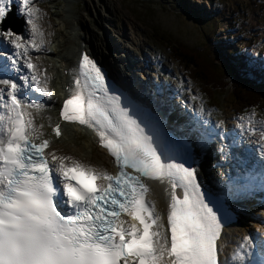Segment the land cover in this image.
Wrapping results in <instances>:
<instances>
[{
  "label": "snow or ice",
  "instance_id": "6c2138e0",
  "mask_svg": "<svg viewBox=\"0 0 264 264\" xmlns=\"http://www.w3.org/2000/svg\"><path fill=\"white\" fill-rule=\"evenodd\" d=\"M16 17L23 31L12 27ZM39 19L34 0H0V264H264V227L245 232L227 256L221 243L232 223L227 201L256 186L264 199V120L254 113L242 118L231 136L217 120L211 132L190 129L178 138L142 103L110 86L82 51L59 119L92 129L115 173L58 154L33 115L52 96L33 62L44 45ZM258 71L264 75V60ZM189 98L203 114L200 97L189 92ZM48 126L61 135L59 123ZM217 135L227 141L220 159L231 157L244 172L242 183L225 175L221 193L205 188L196 166ZM245 140L256 146L258 161Z\"/></svg>",
  "mask_w": 264,
  "mask_h": 264
},
{
  "label": "rangeland",
  "instance_id": "374dc122",
  "mask_svg": "<svg viewBox=\"0 0 264 264\" xmlns=\"http://www.w3.org/2000/svg\"><path fill=\"white\" fill-rule=\"evenodd\" d=\"M34 1L37 5L40 4L43 11L42 24L44 26L42 32L45 39H50L48 43L50 42L51 44L48 45V43H46L48 47H55L57 49L59 47L62 49L65 46L61 39L64 32L67 33L73 27H77L79 30L83 28L82 24L77 21H74L73 25L72 22L67 23V18H69L68 15H73L76 11L84 13L85 15L87 0H71V2H67V0ZM101 1H103L107 7L115 8L114 17L111 20V13L102 6L98 9V14L102 16L99 23L96 19L97 12L91 8L88 10L87 14L90 15L91 18L89 26H94L96 29L102 27L99 31L102 36L103 34L105 35V30L108 35L110 34V38L113 40H108L110 45H108L107 40L103 42V48L108 54L109 60L113 63L116 72L120 75H124L126 72V74H129L127 79L131 81L133 79L132 76L135 77L134 86L141 90H144L143 87L147 84L150 85L151 88L160 85L163 87V91L165 90L164 87L167 88V84L164 82H167L168 74H163L160 78H157L153 70L154 55H164L165 60L171 63L175 75L184 76L185 78L188 73L186 69L179 64L180 62L175 58L173 59L171 56L173 51L169 49L172 46L169 41H176L193 48H201L206 39V35H209L213 28H215V40H213V37L211 40L215 42L225 54L226 51H228L230 56L233 58L236 57L237 60H240L241 56H248L251 60L258 56L260 57L259 61L264 60V8L260 5L264 0ZM50 17H52L53 24L49 21ZM61 17L63 19H61ZM161 35L163 38H160ZM74 38L77 39L78 37L74 36ZM112 42H114L115 45H112ZM247 43L252 44L249 49L246 48ZM118 46L121 48H118ZM129 51L135 52V56L132 57ZM56 53V49L54 52L50 53H47L43 49V51L34 52L33 55L36 59V63L43 68L44 75L46 74L45 77L47 78V87L53 94H58L54 91V84L58 86H56L57 88L62 84L58 79L61 64L55 61ZM47 54L53 55L52 59L56 64L55 69H52L44 63V59L48 57ZM226 58H228V56ZM131 61H136V63L139 61L141 64L135 66L131 64ZM49 73L53 76L54 81L49 78ZM184 81L185 85L187 83L191 85L187 77ZM161 83H163V85ZM195 84V90L198 92L199 97H205L199 90V82L195 81ZM147 88L148 90L150 89L149 87H146V89ZM139 89L136 90L141 93ZM193 94L195 95L196 93ZM166 96L169 97L167 94ZM206 101L213 107H218L223 111L224 116L221 118V121L224 122L225 131L235 133L237 131L236 125L238 122H241L242 119L237 117L238 115L235 113H232L231 95L228 92L224 94L213 93V97H208ZM53 102H55V98L45 102L48 106L43 109V112L45 109H50V105ZM41 111L36 113L33 110V115L36 119L40 117ZM263 113L264 111H261L259 117H261ZM76 130L77 141H80L83 146L86 147L84 158L80 159L81 162L85 163V158L89 157L87 160H90L88 151L93 149L92 139L87 135H83L82 129L78 128ZM65 139L68 141L67 145H75L70 138ZM60 143L61 141L52 143V148L57 149ZM75 152L83 153L79 149ZM95 152L99 158L97 161L104 158L102 156L105 155V152L102 149H97ZM217 174L221 175L220 172H217ZM240 206L241 205L238 207ZM249 206L254 211V217H252V215L246 217L240 216L239 219H235V222L239 224V228L234 232L232 240L237 241L239 239L238 237L245 232H253L258 227H264V224L260 223L261 219H264V210H259L256 206H253V204H249Z\"/></svg>",
  "mask_w": 264,
  "mask_h": 264
},
{
  "label": "bare ground",
  "instance_id": "6f19581e",
  "mask_svg": "<svg viewBox=\"0 0 264 264\" xmlns=\"http://www.w3.org/2000/svg\"><path fill=\"white\" fill-rule=\"evenodd\" d=\"M68 1L71 2V0H67V2ZM102 6L105 7L111 13V20H112L114 17V9L115 8L113 9L112 7H107V5L101 0L100 1L87 0V8L85 11V15H84V13H81L78 11H76L73 15H68L69 18H67V23L72 22V25H73L74 21H77L78 23L82 24L83 28H81L79 30L77 27H73V28L71 27L72 29L70 31H68L67 33L64 32L61 39L64 42L63 45H65V46L62 49H60L59 47H58V49L55 47L54 48L48 47L46 43H48V41L50 39H48V38L45 39V37L43 36V38H44L43 49L47 53L54 52L56 49L57 53H56V60L55 61L56 62L58 61L61 64V69L66 68L68 71V73L63 74V75L58 74V79L60 80V83H62L59 88H62V86L64 85L63 84L64 79H67V82L71 83V81H72L71 75L73 73H75V70H76V63H75L76 58L78 57L80 52L82 50H84L86 53H88L90 55V57L92 59H95L98 62H100L101 65H104L107 68V73L109 75L115 74L113 76L123 86L128 85V88H126V90L128 92H130L132 95H134V97L138 100L139 103H142L145 107H147L148 109H151V110H154V109H157L159 111L161 110L160 115L163 117V120L165 121L168 129H171L173 132H179V135L181 137L189 135L190 132L180 130L178 128H183V129H187V130H190L193 128L194 129L198 128V129L203 130V129H207V127L210 126L213 129L215 127L216 121L220 120L222 116H220V114L217 111H214V109L209 108V106H203L205 109V112L203 114L196 112V107H197L196 102L190 100L187 92L184 89L185 81L179 80L176 76H174L173 67L169 61L165 60L164 55H162V54L160 55L158 53H157L158 55H154L155 59L153 61V69H154V71L158 77H160L163 73L168 74L167 75L168 76V82L167 83L169 85L171 84L173 89H174L173 90V89L169 88L170 89L169 98L172 99V96L175 95L174 92H177L179 95H181L186 100V101L185 100L184 101L186 102V104L188 106L185 105L183 102H181L176 97L175 101H177V106L180 107V108L178 107L176 109L173 105H171L170 99L166 98L164 96V94L160 93L161 91H159V93L158 92L157 93L152 92V90H150L151 87L148 84L145 85V88L149 87L150 89L149 90L147 89V91H146L147 96H144L142 93L138 92L132 86V83H133V85L135 83L134 81L130 82L126 77H124V76L120 75L118 72H116V68L114 67L113 63L109 60L108 54L106 53V51L103 48L104 40H107L108 45H110V43L108 42L109 39L111 41H113L110 38V34L108 35V33H106V30H105V35L103 34V36H102L99 32L102 27H100V29L99 28L96 29L94 26H89V24L91 23V18H90V15H87L88 10L92 8L93 10H95L97 12L96 19L100 23L102 16L100 14H98V9ZM112 13H113V15H112ZM61 19H63V18L61 17ZM49 21L51 24H53L52 17L49 18ZM74 36H77L78 38L75 39ZM211 38H212V35H211ZM213 40H215V39L213 38ZM213 43L215 44V42H213ZM49 44H51V43L49 42L48 45ZM111 44L115 45L114 42H112ZM57 46H58V44H57ZM216 46H218V45H216ZM118 48H121V47L118 46ZM129 52H131V51H129ZM134 53L135 52H131L132 57L135 56ZM52 56L53 55H48V57L44 59V63L47 64L48 66H50L52 69H55L56 64L54 63ZM227 60H228V58H227ZM137 62L138 63H136V61H133V62L131 61V64L135 65V66H137L138 64H141L139 61H137ZM234 62L235 61L233 60V63ZM49 78L52 81H54L53 76L51 74L49 75ZM164 83L167 84L166 82H164ZM56 86L57 85L54 84L55 89H57V87H58V86L57 87ZM153 87H155V86H153ZM167 87H169V86H167ZM152 93L158 96V97H156V99L154 101L155 104L152 103V99H153ZM58 96H60V94H58ZM165 108L169 111V113L171 114L173 119L176 120L177 125H175V122L172 121L171 118H169L166 115ZM208 109H212L213 111H211V113H209L207 111ZM58 110H59V103L55 99V102L51 103L50 109H45L44 112L42 111L43 113L41 112V115L36 120V123L43 125L42 131L45 133L46 138H50L51 143H56L57 141H61L60 145L57 147L58 154L72 156L73 158L80 161L81 158H84L83 156L86 153V147H84L83 144L80 141H77V139H76V136H77L76 135V132H77L76 129L78 127L76 125L75 126L69 125L68 122L60 120L59 115H58ZM195 113H196V115H198L200 121L204 123L203 127L200 123H194V122L190 121V119H192L190 116L191 115L194 116ZM182 114H184L187 117H184ZM205 121H207V123H205ZM50 122L51 123H59L60 132H61V135L59 137H56L54 135V133H52L51 128L48 126ZM188 122L190 124H188ZM176 126L178 128H176ZM82 132H83V135H87L84 131H82ZM227 135L231 136L230 134H227ZM65 138H67V139L70 138L71 141L73 140L75 145L74 146L67 145L68 141ZM215 138L219 144V147H220L221 143H227V141H220L218 135ZM92 145H93V147H92L93 149H90V150L88 149L89 150L88 152L90 155V160H87L89 157L85 158V163L89 162L88 164H90L91 166L93 165L96 168L102 169V170L109 169L108 167L110 166V160H109L107 153L104 156H102L104 158H101L99 161H97V159H99V158L97 157V154H95L96 153L95 151L97 149H100V148H98L99 145L97 142H95V140L94 141L92 140ZM77 149H79L83 153L75 152ZM73 152H75V153H73ZM256 156H257V158L260 157L257 151H256ZM197 159H198V164L196 166L199 169L198 174L200 176L201 181L204 184H206L210 189H213L214 191L221 193V190L224 187L225 175H227L229 177L232 176L230 174L233 172L232 167L235 166L234 165L235 162H233L231 164L229 163V165H225L224 168H221L220 166H216L215 162L219 161L220 154H219V158L216 157L210 141L204 146L203 150L200 151ZM230 159H231V157H229L228 160L230 161ZM221 161H224V160H221ZM218 171H220L222 173V176L217 174ZM236 180L242 183L244 178L236 179ZM149 185L150 186L153 185V182L149 181ZM255 198L256 197H250L249 203L251 201L255 202ZM247 200H248V197L241 196L238 199L232 200L233 203H230V200L227 201V204L230 206V212L235 214V217H237L238 219L240 218V216L246 217V216L252 215V217H254V211L250 207L248 208V207L244 206L243 209L242 208L238 209L237 208L238 204L235 203V202H244V204H245ZM255 204L260 206L262 203L257 202ZM163 206H164V197H163V193L161 190L160 194L157 197L158 210H162ZM238 225L239 224H236V222H233L224 228V230H223L224 235L221 239V243L224 244L227 241L230 242L229 244L233 243L232 239L234 236V232H236V229L239 228Z\"/></svg>",
  "mask_w": 264,
  "mask_h": 264
},
{
  "label": "trees",
  "instance_id": "16d2710c",
  "mask_svg": "<svg viewBox=\"0 0 264 264\" xmlns=\"http://www.w3.org/2000/svg\"><path fill=\"white\" fill-rule=\"evenodd\" d=\"M264 8V3L261 2ZM215 28L203 42L201 48H193L176 41H169L173 55L187 68L188 73L197 78L203 90L209 95L213 93L231 95L232 106L236 110H244L253 104L264 106V83L259 84L246 74V62L227 60L222 49L216 46ZM160 38H163L161 35Z\"/></svg>",
  "mask_w": 264,
  "mask_h": 264
},
{
  "label": "water",
  "instance_id": "95a60500",
  "mask_svg": "<svg viewBox=\"0 0 264 264\" xmlns=\"http://www.w3.org/2000/svg\"><path fill=\"white\" fill-rule=\"evenodd\" d=\"M139 1H147V0H139Z\"/></svg>",
  "mask_w": 264,
  "mask_h": 264
}]
</instances>
